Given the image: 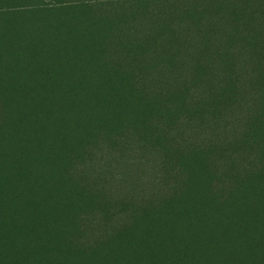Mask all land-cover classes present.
<instances>
[{"label": "rangeland", "instance_id": "374dc122", "mask_svg": "<svg viewBox=\"0 0 264 264\" xmlns=\"http://www.w3.org/2000/svg\"><path fill=\"white\" fill-rule=\"evenodd\" d=\"M41 4L49 3L0 0V264H264V109L222 151L198 153L199 138L216 135L199 130L179 155L176 118L181 125L222 114L239 84L196 109L175 88L138 108L121 89L103 92L111 80L102 79L109 59L95 51L99 23ZM240 25L264 88V27ZM226 60L218 58V70ZM137 138L159 163L171 159L161 171L167 187L151 166L142 169L144 159L124 158L125 147H141ZM83 163L89 171L78 184L73 172ZM234 163L238 175L222 176Z\"/></svg>", "mask_w": 264, "mask_h": 264}, {"label": "trees", "instance_id": "16d2710c", "mask_svg": "<svg viewBox=\"0 0 264 264\" xmlns=\"http://www.w3.org/2000/svg\"><path fill=\"white\" fill-rule=\"evenodd\" d=\"M45 1L49 4L41 5L47 10L64 7L99 23L94 37L101 46L97 45L95 51L109 59V70L102 77L111 80V84L103 86L107 95L116 94L121 89L123 96L131 97L139 108L144 98H164L174 88L183 89L189 92L187 106L196 109L215 90L225 91L234 87L231 83L239 84L234 87V104L230 102L222 114H211L198 123L181 125L176 124L179 117L176 118L174 126L178 137L175 152L180 151L179 155H185L184 144L195 141L199 130L205 134L214 129L216 135L213 133L214 136L209 139L199 138L202 141L196 145L198 153L204 155L207 153L205 150L212 147L222 151L230 141L240 139L244 132L249 131L252 126L250 119L254 120L256 113L264 109V88L262 83L256 82H261L258 78L261 73L256 71L263 66L254 63L258 53L244 48L239 30L240 18L259 30L264 27V21L260 20L264 16V5L255 4L253 0ZM231 16H238L239 20L232 21ZM150 38H154L151 42L153 48L145 50ZM222 55L227 58L228 68L225 64L222 70H218L217 60ZM206 71L209 75L205 74ZM86 79V84L92 83L91 79ZM203 79L208 81L205 88L198 92L193 88L194 82ZM137 139L141 147H125L124 158L144 159L142 169L147 172L151 166L153 172L161 174L163 187H167L172 180L164 178L161 171L166 174L165 162L169 165L171 159L165 158L159 163V159L154 158V149H148L147 142ZM212 141L217 143L216 147ZM5 152L4 145L0 144V154ZM227 160L230 164L234 158L229 156ZM81 165L83 167L75 168L73 172L78 184L81 181L78 179L86 177L89 171L84 167L86 163ZM232 172L234 175L237 173L235 163L229 168H222L221 175L226 177ZM183 176L184 172L175 173V178ZM158 182L160 184V179ZM20 184L23 186L24 182ZM154 184L153 180L148 186L154 187ZM229 184L231 186L233 182Z\"/></svg>", "mask_w": 264, "mask_h": 264}]
</instances>
